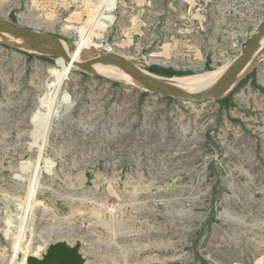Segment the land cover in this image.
<instances>
[{"label": "rangeland", "instance_id": "1", "mask_svg": "<svg viewBox=\"0 0 264 264\" xmlns=\"http://www.w3.org/2000/svg\"><path fill=\"white\" fill-rule=\"evenodd\" d=\"M0 17L179 78L238 55L264 0H0ZM58 59L0 41V264L57 241L85 264H264V60L193 104Z\"/></svg>", "mask_w": 264, "mask_h": 264}, {"label": "water", "instance_id": "2", "mask_svg": "<svg viewBox=\"0 0 264 264\" xmlns=\"http://www.w3.org/2000/svg\"><path fill=\"white\" fill-rule=\"evenodd\" d=\"M0 37L33 52L61 58L70 70L87 71L128 89L193 104L219 101L226 98L234 87L246 77L247 70L250 71L257 63L264 60V49H262L264 45V21L248 37L238 55L227 63L226 68L218 78L194 91L186 90L174 84L171 81L172 77L154 74L122 57L100 52L96 48L80 50L77 43L69 45L64 38L56 34L37 31L1 17ZM75 58H77L76 61H74ZM99 69L108 70L115 78L98 74ZM25 264H85V258L81 253L79 243L69 245L64 241H57L49 244L40 257L28 254L25 258Z\"/></svg>", "mask_w": 264, "mask_h": 264}, {"label": "bare ground", "instance_id": "3", "mask_svg": "<svg viewBox=\"0 0 264 264\" xmlns=\"http://www.w3.org/2000/svg\"><path fill=\"white\" fill-rule=\"evenodd\" d=\"M88 37V36H87ZM91 37V36H90ZM5 38L0 37V41L3 40L4 41ZM91 41L88 40H82L80 43H77V46H79V49H84V48H91ZM22 48L26 49L25 47L22 46ZM92 48H96V47H92ZM99 49V48H96ZM262 49H264V45L262 47ZM29 50V49H27ZM31 51V50H29ZM106 51V50H105ZM104 53V52H103ZM107 53V52H105ZM109 54V53H107ZM112 55V54H109ZM115 56V55H113ZM61 63V67L64 71L69 70V66L65 63V61L61 58L58 59ZM77 58L74 59V61H76ZM227 63H225L224 65H222L221 67L213 70V72H207L204 74H199V75H195V76H190V77H172L171 81L186 89V90H190V91H194L196 90L198 87L202 86V85H207L212 83L215 79L218 78V76L224 71V69L226 68ZM248 72V70H247ZM98 74L103 75V76H107V77H113L115 78L114 75H112L108 70L105 69H99L97 71ZM246 73V72H245Z\"/></svg>", "mask_w": 264, "mask_h": 264}, {"label": "trees", "instance_id": "4", "mask_svg": "<svg viewBox=\"0 0 264 264\" xmlns=\"http://www.w3.org/2000/svg\"><path fill=\"white\" fill-rule=\"evenodd\" d=\"M170 75H171V73L170 72H168ZM235 91V89H233L232 91H231V93H230V95L229 96H227L226 98H224V99H222V100H219V101H217V102H219V103H226L227 101H228V99L231 97V95H232V93Z\"/></svg>", "mask_w": 264, "mask_h": 264}]
</instances>
